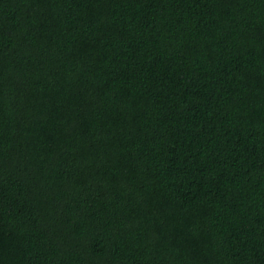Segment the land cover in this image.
<instances>
[{"label":"trees","instance_id":"16d2710c","mask_svg":"<svg viewBox=\"0 0 264 264\" xmlns=\"http://www.w3.org/2000/svg\"><path fill=\"white\" fill-rule=\"evenodd\" d=\"M0 264H264V0H0Z\"/></svg>","mask_w":264,"mask_h":264}]
</instances>
